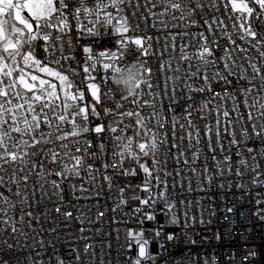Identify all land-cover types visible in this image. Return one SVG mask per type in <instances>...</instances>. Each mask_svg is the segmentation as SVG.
I'll return each instance as SVG.
<instances>
[{"label":"snow or ice","instance_id":"1","mask_svg":"<svg viewBox=\"0 0 264 264\" xmlns=\"http://www.w3.org/2000/svg\"><path fill=\"white\" fill-rule=\"evenodd\" d=\"M221 5L224 15L218 16ZM144 27L166 34L161 57L169 48L180 49L175 68L171 58L167 68L159 65L161 72L183 69L181 75L166 76L162 88L153 83L146 67L153 54L152 42L160 44V36L145 34ZM262 94L264 0H0V224L5 236L11 237V242L0 241V264H13L8 253L15 254L20 245L17 233L23 229L9 216L18 209L15 201L11 207L8 202L11 196L23 197L21 202L28 199L21 183L26 187L29 177L17 176L29 171L58 178L48 181L60 194L57 217L73 215L62 211L65 183L73 193H85L84 185L95 186L100 173L109 193L118 188L119 196L109 211L123 212L125 206L134 205L126 220L113 218L117 224L137 225L126 229L122 248L129 253L127 264H158L165 244L181 242L187 253L176 264H219L215 252L196 251L207 238H198L190 229V219L196 221L195 216L189 217L191 202L171 195L170 189L177 187L176 179L183 173L174 171L170 186L167 159L171 157L177 165H188L190 160L195 164L203 140L211 160H204L201 175L209 188L214 180L220 181V188L231 181V187L253 199L254 215L264 218ZM181 102L186 105V123L179 124L178 132L175 106ZM164 109L174 113L170 132L161 126L169 123L167 116L159 117ZM193 111L209 123L197 128ZM152 128L156 131L149 135ZM161 131L166 144L158 139ZM82 145L83 153L76 154ZM173 152L177 155L172 156ZM85 157L95 160L88 163ZM17 162L20 167L11 176L4 174L5 165ZM97 162L100 167L94 166ZM189 171L194 173L195 168ZM141 175L139 183H116L118 177L131 181ZM183 184L181 180L179 186ZM103 191L101 186L95 196L77 199L96 200L94 207L99 208ZM158 206L159 215L182 231L168 230L158 221ZM18 211V223L28 227L33 212ZM103 215L99 212L97 219ZM145 220L157 225L151 233L139 227ZM199 222L204 223L202 215ZM84 231L80 229L83 254L94 255L95 243L85 239ZM116 233L119 239V228ZM154 242L159 253L151 250ZM33 243L45 247L43 239ZM257 255L246 253L242 264H251ZM75 256L80 259V249ZM234 259L235 254H229V264ZM14 264H64V260L56 255L45 261L40 251L25 245Z\"/></svg>","mask_w":264,"mask_h":264},{"label":"built area","instance_id":"2","mask_svg":"<svg viewBox=\"0 0 264 264\" xmlns=\"http://www.w3.org/2000/svg\"><path fill=\"white\" fill-rule=\"evenodd\" d=\"M216 15H224L222 5L220 13H217ZM225 22L229 24V31H233L230 27L231 22L227 20ZM143 32L153 37L157 35L160 36V44H156L155 41L152 42L153 54L147 58L146 67L151 70L148 74L152 76L153 83H160L162 88V82L166 76L181 75L183 72V69H181V73H170L166 70L161 72L159 69L160 64H164L165 68H167L170 58L172 60V66L175 68L180 57V49L177 47L175 52H173L169 48L161 57L160 53L163 51L164 36L166 34L164 32L158 33L151 29V27H144ZM177 43L179 44V41ZM184 43H187V37L184 38ZM252 55L255 57V53H252ZM105 91H107V89H105ZM145 91H147V89H145ZM154 91L160 93L161 89H154ZM145 98L147 99L148 97L146 96ZM228 106L231 107L230 104ZM185 107L186 105L183 102L175 106V116L178 120V132L179 124L186 123L183 113ZM195 107L196 104H193V109H195ZM148 111V109H145L144 114L147 115ZM173 115V111L167 109L159 112V117L167 116L169 123L167 125H163L162 123L161 126L162 128L169 130V132ZM192 119L195 121L197 128H203L205 124L209 123V120H201L195 111H193ZM209 119L214 125V119H211V117ZM154 131H156V129L152 128L149 135ZM129 135H131V133H129ZM158 139L162 143H167V141L164 140L163 131L158 133ZM224 144L227 146V139L224 140ZM94 146L93 142V147ZM83 147L84 146L82 145L80 147V152L76 154H82ZM160 151L163 153L164 149L161 148ZM193 151H197V149H193ZM176 155L177 153H172V156ZM198 155L200 156V159L196 161L195 164L191 163L189 155L190 163L188 165H177L176 161L171 157L167 159V172L169 173L168 182L170 186L173 183L171 178L173 172L182 171L183 173L182 176L177 177L176 179L177 187L174 190L170 189L171 195L174 198L191 202L189 217L191 218L192 216H195L196 221L192 222L190 219V229L198 238H207L203 243L202 248L197 247L196 251L200 252L201 255H203V252L209 254L215 252L219 264H229L228 256L233 253L235 254V259L231 261V264H242L246 253L255 251L258 255L251 264H264V218L254 215L257 209L253 199L248 196L245 191L231 187V181L228 182L226 187L220 188L218 187L220 181L214 180L209 188L206 179L201 175L203 172L204 160H211L207 154V148L203 140L198 146ZM157 158L161 160L162 164L164 163L162 157L158 156ZM85 159L88 163H93L95 157H85ZM102 160L103 158H101V161ZM94 166L100 167V162H97ZM125 166L128 167V165ZM19 167V162L16 164L5 165L7 171L4 174L11 176L12 170L18 169ZM28 167L30 168L31 165L29 164ZM190 167L195 168L194 173L189 171ZM24 174L28 175L29 183L26 187L21 183V192L27 193L28 199L21 202L23 197L11 196L8 204L9 207H11L12 203L15 201L18 210L25 209L32 211L33 218L32 223L26 227L25 223H18L20 219L18 210L16 213L9 212V216L12 217L14 221H17L16 227L23 229V231L17 233L20 245L14 250L15 254L8 253V256L12 257L13 264L17 256L20 255V248H23L25 245H27L29 249L40 251L45 261H48L49 257L59 255L64 260V264H127L125 256L129 255V253L122 248L126 229L129 226L137 228V225L135 223L131 225L116 223V219L126 220V213H128L130 207L134 205L125 206L123 212L117 211L113 214L109 211V209L114 207V204L112 203L113 199L119 196L118 188L114 187L112 192L109 193L106 185L101 179L100 173H96L97 179L95 181V186H89L88 184L84 185L88 188V191L85 193H80L79 191L73 193L69 184L65 183L62 185V211H70L73 215L68 218H65L63 215L57 217L55 215V207L59 206L60 194L55 192L48 181L58 178L54 176H37L35 173L29 171L26 173H18L17 179H20ZM82 175L86 176V173L82 172ZM141 178L142 175L130 182L139 183ZM126 179L127 177H118L116 183L118 185L126 184L128 183ZM181 180L184 181L183 187L179 186ZM189 180L191 181L190 188L188 185ZM202 180L204 182H202ZM249 180L250 177L246 178L244 183H248ZM73 183L79 184L81 182L73 181ZM101 186L104 187V191L101 192L99 208L94 207V205L97 204L96 200L77 199V197L82 195L95 196L97 188ZM14 191L15 188H13V192ZM33 192H35V195H32ZM129 195H131V193H129ZM29 204L31 205V208H29ZM181 207H183V205H181ZM229 208L232 209L230 213L227 211ZM159 211L160 208L158 206V221L166 224L168 230L174 229L177 233L182 231L180 227L168 223L164 216L159 215ZM99 212H103L104 215L97 219ZM201 215L204 223L199 222ZM114 216L116 219L113 218ZM77 217H79V219H77ZM28 219V217H25V222H27ZM156 226L155 222L145 220L143 225H140L139 227H142L146 232L151 233L152 229ZM117 228L120 229L119 239L117 238L116 233ZM3 229L4 226L0 224V241L8 238L11 242V237H6ZM53 229H55V231H53ZM80 229H85L83 236L89 243H95L94 255L83 254L84 242L80 239ZM217 235H219V239L216 238ZM25 236H27V239H25ZM40 239H43L45 242L44 248H39L33 243L34 240ZM109 244H111V247H109ZM53 245L54 250L52 248ZM0 247H2V244H0ZM76 249H80L81 251L79 260H77L75 256ZM151 250L154 253H159V248L156 242L152 244ZM88 251L92 252L93 249H89ZM186 253L187 248L182 242L173 246L165 244V251L159 256L158 264H165V262H167V264H176V261H179L186 255ZM27 254L28 253H25V255ZM0 255H3V253H0Z\"/></svg>","mask_w":264,"mask_h":264},{"label":"trees","instance_id":"3","mask_svg":"<svg viewBox=\"0 0 264 264\" xmlns=\"http://www.w3.org/2000/svg\"><path fill=\"white\" fill-rule=\"evenodd\" d=\"M126 181H130V178H127Z\"/></svg>","mask_w":264,"mask_h":264},{"label":"rangeland","instance_id":"4","mask_svg":"<svg viewBox=\"0 0 264 264\" xmlns=\"http://www.w3.org/2000/svg\"><path fill=\"white\" fill-rule=\"evenodd\" d=\"M130 181H128V183H129Z\"/></svg>","mask_w":264,"mask_h":264}]
</instances>
